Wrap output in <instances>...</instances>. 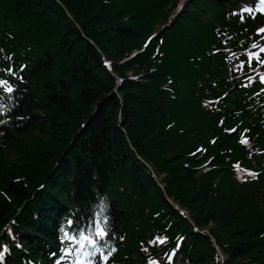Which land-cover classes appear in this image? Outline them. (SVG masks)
<instances>
[{
  "label": "trees",
  "instance_id": "1",
  "mask_svg": "<svg viewBox=\"0 0 264 264\" xmlns=\"http://www.w3.org/2000/svg\"><path fill=\"white\" fill-rule=\"evenodd\" d=\"M179 1L0 0V66L29 63L25 100L0 141V233L10 222L24 241L18 248L7 230L0 235L13 252L7 264L48 260L61 213L71 206L84 214L100 197L91 202L95 187L108 198L122 264H145L161 250L149 241L169 225L172 236L188 237L181 252L188 264L215 261L211 238L191 231L131 150L120 113L138 154L163 175L167 195L209 228L226 264H264L261 114L231 95L244 114L203 103L226 85L214 81L229 79L218 49L238 18L224 0H187L173 16ZM102 52L124 79L118 92ZM240 123L250 129L251 154L239 132L227 131ZM238 162L258 175L239 174ZM71 172L78 178L64 187Z\"/></svg>",
  "mask_w": 264,
  "mask_h": 264
},
{
  "label": "snow or ice",
  "instance_id": "2",
  "mask_svg": "<svg viewBox=\"0 0 264 264\" xmlns=\"http://www.w3.org/2000/svg\"><path fill=\"white\" fill-rule=\"evenodd\" d=\"M252 7H244L241 9L240 13H232V15H240L241 22L244 21V13L251 15L253 13ZM255 11L264 13V0H258L257 7ZM252 18H255L252 16ZM257 34L264 33V27H258L256 30ZM151 39V38H150ZM264 39V37H261ZM243 44V42H242ZM218 51H220L218 49ZM228 58H237V52L235 50L228 49L223 52ZM135 55V54H134ZM240 55L244 56V59H239V63L233 66V72H241L247 66L252 69V71H257V67L264 68V46L253 40L248 48H244ZM255 65V66H254ZM24 66H21V71ZM9 74H13V69L6 70ZM22 79V77H18ZM246 79L252 80V76H247ZM259 79L264 82V72H259ZM0 90L4 93L13 94L17 90V86L13 84L9 79L0 78ZM226 95V94H225ZM258 95V94H257ZM2 99V98H0ZM8 109L0 103V114H7ZM0 123H6V121H0ZM223 124V121H221ZM229 133L236 132V128L227 129ZM247 131V130H245ZM247 143V141H242ZM194 154V153H193ZM248 175H257L254 172H249ZM10 231V230H9ZM111 231V223L109 216V208L106 201L102 198H98L97 202L90 205L88 209L84 212V216L81 219H75V217H70L66 223H62L59 228V242H60V258L56 260L55 264H60L61 260H65L71 257V264H109L110 258L114 255L118 248L115 242L109 237ZM123 240V237H119ZM161 243L166 242V237L155 238ZM153 243V241H149ZM22 247L21 245H17ZM0 261L3 260L5 252L9 249L7 245L0 246ZM147 251L146 248L142 249ZM175 250H173L174 254ZM56 255V253H52ZM167 255V254H165ZM169 257V261H170ZM149 264H160L158 260H149Z\"/></svg>",
  "mask_w": 264,
  "mask_h": 264
},
{
  "label": "rangeland",
  "instance_id": "3",
  "mask_svg": "<svg viewBox=\"0 0 264 264\" xmlns=\"http://www.w3.org/2000/svg\"><path fill=\"white\" fill-rule=\"evenodd\" d=\"M157 30H159V27L157 28ZM160 178V177H159ZM160 180V179H159ZM225 258L227 257L226 255L224 256Z\"/></svg>",
  "mask_w": 264,
  "mask_h": 264
},
{
  "label": "water",
  "instance_id": "4",
  "mask_svg": "<svg viewBox=\"0 0 264 264\" xmlns=\"http://www.w3.org/2000/svg\"><path fill=\"white\" fill-rule=\"evenodd\" d=\"M174 204V203H173ZM187 213V212H186Z\"/></svg>",
  "mask_w": 264,
  "mask_h": 264
}]
</instances>
